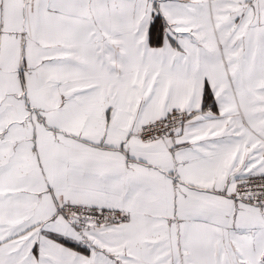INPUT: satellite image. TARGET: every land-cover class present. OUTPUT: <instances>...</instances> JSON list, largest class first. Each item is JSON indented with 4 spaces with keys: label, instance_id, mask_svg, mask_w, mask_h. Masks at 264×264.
I'll return each instance as SVG.
<instances>
[{
    "label": "snow or ice",
    "instance_id": "snow-or-ice-1",
    "mask_svg": "<svg viewBox=\"0 0 264 264\" xmlns=\"http://www.w3.org/2000/svg\"><path fill=\"white\" fill-rule=\"evenodd\" d=\"M0 264H264V0H0Z\"/></svg>",
    "mask_w": 264,
    "mask_h": 264
}]
</instances>
